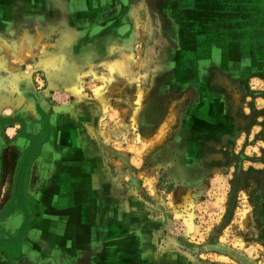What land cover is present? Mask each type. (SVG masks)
Segmentation results:
<instances>
[{"label": "rangeland", "instance_id": "1", "mask_svg": "<svg viewBox=\"0 0 264 264\" xmlns=\"http://www.w3.org/2000/svg\"><path fill=\"white\" fill-rule=\"evenodd\" d=\"M134 3L140 20L120 46L86 28L34 44L0 28V208L29 206L38 158L50 176L65 161L72 189L91 142L110 187L141 213L132 259L264 264V0Z\"/></svg>", "mask_w": 264, "mask_h": 264}, {"label": "crops", "instance_id": "2", "mask_svg": "<svg viewBox=\"0 0 264 264\" xmlns=\"http://www.w3.org/2000/svg\"><path fill=\"white\" fill-rule=\"evenodd\" d=\"M117 1L0 0V28H11L14 32L8 35L26 30L33 44L41 35L61 36L68 26L90 29L93 41L130 44L133 24L140 20L138 8L134 0H128L125 9ZM131 51L124 48L121 52ZM211 116L225 115L217 109ZM89 143L81 145L75 157L74 191L61 186V180L68 181L65 161L57 163L55 177L50 176L51 167L44 160L38 158L32 164L26 192L33 205L24 209L16 204V223L6 218L9 210L4 215L0 211V264H129L131 260L140 264L145 258L143 251L132 259L126 249L127 233L132 228L140 231L141 213L127 204L121 191L110 187L113 176ZM48 146L45 143L44 148ZM2 165L0 156V191L5 178Z\"/></svg>", "mask_w": 264, "mask_h": 264}, {"label": "flooded vegetation", "instance_id": "3", "mask_svg": "<svg viewBox=\"0 0 264 264\" xmlns=\"http://www.w3.org/2000/svg\"><path fill=\"white\" fill-rule=\"evenodd\" d=\"M117 1V0H116ZM127 2H128V0H118L117 1V3H119L120 4V6H121V8L122 9H125L126 8V5H127ZM94 29H99V27L97 26V27H95ZM35 133H39V131H37V132H31V134L32 135H35ZM45 143H48V147H50V142L49 141H44V144H43V149H45L44 148V145H45ZM49 149V148H48ZM67 153L68 154H70V151L68 152L67 151ZM75 168V167H74ZM76 169V168H75ZM67 171V177H68V175H70L69 174V170H66ZM76 173V172H75ZM72 175V174H71ZM52 176V175H51ZM55 176H56V174H55ZM54 176V177H55ZM72 177H75L74 175H72ZM55 180H56V178H54ZM71 182V184H72V189H69L70 191H74V189L75 188H73V184H75V182H73V181H70ZM75 187V186H74ZM28 196V195H27ZM16 197H18V193L17 194H15V196L13 197V198H16ZM27 199H26V203H27V205L29 204V205H33V200L30 198V197H26ZM21 202H18V200L17 201H14V199H12L11 200V202H10V204L7 206V207H5L4 209H2V210H0V211H2L1 213L4 215V214H6L7 213V211L9 210L10 211V213L8 214V215H5L6 216V218H8V219H12V218H14V223H16V220L15 219H17L18 217H16V216H13V214H17L16 212V210H18L19 208L17 207L16 209H15V206H16V204H20ZM24 203V202H23ZM26 205V206H27ZM12 212V213H11ZM13 216V217H12ZM19 219H21L20 217H19Z\"/></svg>", "mask_w": 264, "mask_h": 264}, {"label": "bare ground", "instance_id": "4", "mask_svg": "<svg viewBox=\"0 0 264 264\" xmlns=\"http://www.w3.org/2000/svg\"><path fill=\"white\" fill-rule=\"evenodd\" d=\"M80 33H82V31L78 30V28L68 26V27H66L65 30H63V32L60 36V40H62V42L69 41L73 37L78 36ZM22 46L24 47V43L22 44Z\"/></svg>", "mask_w": 264, "mask_h": 264}]
</instances>
